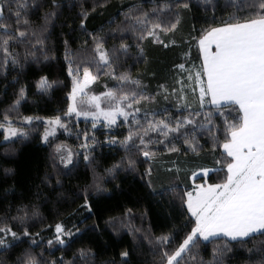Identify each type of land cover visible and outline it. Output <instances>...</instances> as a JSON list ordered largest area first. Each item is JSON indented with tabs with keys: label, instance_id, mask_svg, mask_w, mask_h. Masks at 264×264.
<instances>
[{
	"label": "trees",
	"instance_id": "obj_1",
	"mask_svg": "<svg viewBox=\"0 0 264 264\" xmlns=\"http://www.w3.org/2000/svg\"><path fill=\"white\" fill-rule=\"evenodd\" d=\"M163 2L56 0L53 4V0H29L19 25L27 35L9 45L16 62L9 58L5 64L0 51V123L7 116L27 132V135L5 139V133L0 131V225H10L18 235L27 228L29 235L17 241L8 238L11 246H0V264H26L27 254L38 264L52 261L55 264H160L162 249L173 251L194 226V218L183 203L184 193L196 184H215L225 178L221 147L225 120L214 108L204 109L214 113L213 126L196 132L195 150L183 142V135L179 138L170 135L161 144L155 142L159 134L149 132L145 139L151 138L153 142L145 150L155 153L151 158L143 157L136 147L126 150L119 143L128 136L130 126L135 130L131 117L127 122L120 118L111 127L103 122L93 127L91 119L65 115L73 85L70 65L79 67L80 72L88 67L97 77L87 88L89 94L99 95L115 89L118 95L136 91L149 97L134 104L141 109L136 114L141 130L146 126L145 110L151 112L167 107L173 116L187 115V112L175 111L177 96L172 90L181 86L177 80L181 70L176 66L183 63L186 68L198 67L197 41L203 34L202 29L217 26L233 9L224 8V0L211 3L179 0L189 7L163 10L150 17L153 20L159 17L169 26L176 24L175 29L161 34L163 43L152 37L141 40L138 34L127 31L124 14L129 8L139 6L151 10ZM214 5L215 21L212 19ZM49 12L55 15L45 23V14ZM25 16L30 22L28 25L23 23ZM5 17L0 24H8L15 32L14 12L8 13L5 9ZM121 28L126 31H119ZM33 30L36 35H32ZM94 36L102 38L110 54L122 40L130 45L127 54L117 52L112 56V68L117 76L127 72L140 82L138 86L125 84L117 88L118 81L107 74L109 69L98 70ZM37 39L42 43L38 44ZM137 45L144 49L143 55ZM185 53H189L190 58L185 59ZM41 77L48 81L46 89L38 86ZM189 82L185 79L183 94L187 103L197 108L189 94L192 86ZM21 87L25 95L20 104L13 107ZM101 106L109 105L102 100ZM237 107L228 105L224 109L229 123L238 121ZM57 116L65 127L59 126L45 141V120ZM24 117L33 119L29 122ZM159 118H163L162 112ZM202 119L197 117L198 121ZM85 133L90 145L87 150L81 147L86 142ZM112 138L117 142L111 143ZM134 143L139 145V139L134 137ZM57 145L72 152L70 165L61 162ZM173 147L179 150H167ZM86 151L90 162L84 159ZM129 158L135 160L134 168L126 166ZM122 161L123 165L115 172L107 171ZM205 168L210 170L206 175L193 176L197 170ZM148 169H151L150 176L146 174ZM94 177L101 185L99 190L94 186ZM85 198L91 210L84 206ZM20 209L28 212L23 221L13 219L24 215ZM33 209H37L39 215L33 216ZM57 223H62L72 235L64 237L63 245L55 242L49 245V240L54 241ZM162 235L170 236V243L160 245L156 237ZM217 247L223 249V253L214 259L213 249ZM81 250H84L83 256ZM262 250L264 235L254 234L236 241L219 236L198 242L184 254L181 264H259L264 257ZM123 251L129 255L122 257Z\"/></svg>",
	"mask_w": 264,
	"mask_h": 264
},
{
	"label": "snow or ice",
	"instance_id": "obj_2",
	"mask_svg": "<svg viewBox=\"0 0 264 264\" xmlns=\"http://www.w3.org/2000/svg\"><path fill=\"white\" fill-rule=\"evenodd\" d=\"M56 0H53L55 4ZM155 4L156 0H150ZM205 3H211L212 0H204ZM13 4L15 7L13 8ZM29 7V0H0V21L5 17V9L8 13L15 14L17 28L15 32L8 24H0V51L3 52L4 63L11 58L12 62H16L9 51L11 42L23 39L27 35L26 30H21L19 25L21 17L26 13ZM189 4H181L179 0H164V2L151 10H145L139 6L129 8L125 13L127 22V31L138 34L139 39L152 37L156 42L163 43L161 34L167 33L175 29L176 24L170 26L165 24L159 17L156 20L150 17L163 11H173L179 8H188ZM231 7L229 12L217 26H212L206 30L202 29L203 34L198 38V54L202 60L196 71L186 68L181 63L178 67L187 72V77H181L180 88L173 89L172 94L177 96L175 111L187 112V115L173 116L169 113L168 108L157 109L149 112L145 110L146 126L141 130L140 121L136 119V114L141 109L134 107L135 103L140 100L150 99L144 97L136 91L124 92L117 94L115 89H108L99 95L93 94L88 97L85 104L91 107L92 111H80L83 106L78 101V97L86 95L85 89L87 85L94 81L97 77L92 74L88 67L83 69V79L79 78L80 68H72L69 66V74L72 75L73 85L72 91L69 93L70 103L68 105L66 116L75 114L77 117L83 116L87 120L92 118L93 127L96 122L103 117L106 125L111 127L117 123L118 117H123L124 122L132 118L135 130L130 126L129 134L123 141H119L125 146L126 150L136 147L145 158H151L154 152L147 151L152 144V139H145L149 132L159 134L156 143H165L166 138L174 135L179 138L180 135L185 137L184 143L188 144L192 150L197 147L196 132L201 129H210L212 125L211 116L213 112L204 111L205 108H214L225 120L224 141L221 147L224 149V167L226 168L225 178L215 184H199L192 191L184 193L186 199L183 203L187 206V211L194 218V226L187 233L183 241L173 251L169 252L166 247L161 251L160 264H181L184 254L198 242L208 241L210 238H219L222 235L230 238L232 241L237 239L251 238L254 234L264 235V0H224V8ZM133 12L138 13L133 15ZM247 13L241 16L240 13ZM55 15L54 12L45 14V23L47 19ZM215 21V5L213 6V17ZM23 23L28 25L30 22L24 18ZM84 21H81L83 27ZM125 32L126 29H119ZM32 35H36L33 30ZM95 42L94 52L96 54V64L99 69L107 68V74L112 75L118 81L117 88H122L125 84L139 85L138 80L132 79L127 73H120L118 76L112 68V56L120 52L127 54L130 48L128 43L123 40L118 48H114L112 53L104 47L102 38L93 37ZM38 44L42 43L37 39ZM67 43V42H66ZM167 46V45H165ZM139 53L143 55L144 49L137 45ZM185 59L190 58L189 53L184 54ZM75 73V74H74ZM192 81L198 86L199 97L198 107L194 108L192 104L187 103L184 93V81ZM40 88L46 89L48 81L46 77H41L39 81ZM193 93L196 88L192 89ZM25 95L23 87L19 90V95L14 101L13 107L20 104ZM167 100V96H165ZM106 101L108 107H102L101 102ZM132 101V103H129ZM228 105L238 106L236 111L238 121L229 123L224 109ZM169 107H172L171 105ZM127 109H132L128 111ZM163 118H159L160 113ZM152 118L149 119L148 117ZM197 117H203L198 121ZM24 120L32 121L33 117H24ZM13 122L6 116L3 123H0V131L5 133V137H15L17 133L27 135L23 129L11 127ZM47 123L54 127L60 125L65 127L61 122V117L49 119ZM7 125V127H6ZM134 137L139 139V145L134 143ZM49 138V132L46 130L44 140ZM95 140V137H92ZM85 144L82 148L87 150L90 145L87 144V133H85ZM111 143H116V139L112 138ZM215 147V145H214ZM63 150L62 145L56 146L57 153ZM169 152L178 151L179 149L168 148ZM72 152L69 150L67 155H61V162L65 165L72 163ZM86 161H91L90 154L84 155ZM123 165H113L107 169L109 173L115 172L116 169ZM129 168L135 167V160L129 158L126 162ZM10 171V170H6ZM178 171V170H177ZM207 174L210 170L205 168L200 170ZM151 175V169L146 172ZM196 174L193 173V176ZM96 178L94 177V182ZM59 182V181H57ZM150 183V181H149ZM94 186L99 190L101 185L98 182ZM84 206L91 210L87 198H85ZM24 211L23 216L14 217L23 221L28 212ZM33 216L39 215L37 209H33ZM29 235L28 229L24 228L23 233L18 235L13 228L8 225H0V246L3 248L10 247L8 237L12 241H17ZM65 235L64 225L57 223L55 225L54 241L49 240L48 244L54 242L60 245L65 243L63 237ZM67 235L71 236L69 231ZM202 238V239H201ZM156 241L160 245H167L171 241L168 235L156 237ZM34 243V241H33ZM249 251H253L250 249ZM264 251V250H262ZM223 249L217 247L213 249V258L218 259L222 255ZM84 250H81L83 256ZM26 264H38V261L27 254ZM127 257L129 253L123 251L120 254ZM191 258V257H190ZM51 264H55L52 261ZM259 264H264L262 257Z\"/></svg>",
	"mask_w": 264,
	"mask_h": 264
},
{
	"label": "rangeland",
	"instance_id": "obj_3",
	"mask_svg": "<svg viewBox=\"0 0 264 264\" xmlns=\"http://www.w3.org/2000/svg\"><path fill=\"white\" fill-rule=\"evenodd\" d=\"M197 66H198V65H197ZM189 68H191L193 71H196L198 67H194V65H193L192 67H189ZM180 70H181V69H180ZM92 74H93V73H92ZM93 75H94V74H93ZM182 76H183V77H187V72H186L185 70H181V71H180V74L178 75V79H177V80L180 81V79H181ZM79 78H80V79H83V71H82V72H79ZM92 83H93V81H91V82L87 85V87H86V89H85V93H86V95H85L84 97H78V101L80 102L81 105H83V106L80 107V109H79L80 111H92V110H94V109H92L91 107H89L87 104L84 103V101H86L88 97H90V96L93 95V94H89V93H87V88H88L89 85H91ZM191 84L193 85V84H195V83L192 82V81H190V82H189V85H191ZM71 91H72V89H71ZM71 91H70V92H71ZM70 102H71V101H70V99H69V103H70ZM101 103H102V102H101ZM194 107H195V106H194ZM73 115H75V114H73ZM80 117H81V118H85V117H83V116H80ZM120 118H123V117H118L117 120L120 119ZM87 119H91V120H92L91 117H88ZM48 120H49V119H48ZM48 120H45V123H46V125H47L46 130L49 132V136H51V135L54 134V132L56 131V129H57L60 125H56V126L54 127V129H53L52 126H50V125L47 123ZM61 122H62V120H61ZM100 122H103V123L106 124V122L104 121L103 117H100V119L96 122V124H97V123H100ZM62 124H63V123H62ZM6 127H7V125H6ZM11 127H14V128H17V129H22V128H20L19 126L15 125L14 123L11 124ZM46 130L44 131V135H45ZM18 135H22V134L18 132V133H17V136H18ZM44 135H43V139H44ZM10 138H12V137H8V138L5 137V139H10ZM68 151H69L68 148L63 147V150L60 152V154L66 156ZM195 174H196L195 176H197V175H201V174L206 175V174L202 173L200 170H197V171L195 172ZM200 184H202V183H200ZM204 184H208V183H204ZM197 185H199V184L194 185V187L191 188L189 191H192V190L195 188V186H197ZM54 232H55V230H54ZM67 233H68V231L65 230V235H64V237L67 235ZM64 237H63V239H64ZM8 238H10V236H9Z\"/></svg>",
	"mask_w": 264,
	"mask_h": 264
},
{
	"label": "crops",
	"instance_id": "obj_4",
	"mask_svg": "<svg viewBox=\"0 0 264 264\" xmlns=\"http://www.w3.org/2000/svg\"><path fill=\"white\" fill-rule=\"evenodd\" d=\"M197 49H198V41H197ZM199 60H200V63H201V60H202V58H201V56L199 55ZM190 90H191V92H189V94H190V96H192V99H193V101L195 102V104H196V106H198V97H199V91H198V86L197 85H195V84H193L192 86H190ZM193 88H196V92L195 93H193V91H192V89ZM222 150L224 151V149L222 148ZM220 236H222V235H220ZM230 239V238H229Z\"/></svg>",
	"mask_w": 264,
	"mask_h": 264
}]
</instances>
